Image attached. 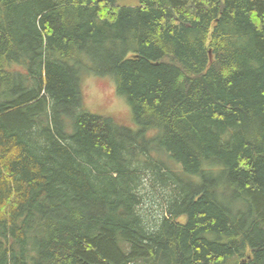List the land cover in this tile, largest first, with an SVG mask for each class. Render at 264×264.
Instances as JSON below:
<instances>
[{
    "label": "trees",
    "instance_id": "1",
    "mask_svg": "<svg viewBox=\"0 0 264 264\" xmlns=\"http://www.w3.org/2000/svg\"><path fill=\"white\" fill-rule=\"evenodd\" d=\"M0 264H264V0H0Z\"/></svg>",
    "mask_w": 264,
    "mask_h": 264
},
{
    "label": "rangeland",
    "instance_id": "2",
    "mask_svg": "<svg viewBox=\"0 0 264 264\" xmlns=\"http://www.w3.org/2000/svg\"><path fill=\"white\" fill-rule=\"evenodd\" d=\"M135 1L130 0V2ZM79 78L83 105L88 111L108 116L112 114L119 120H125L124 125L138 130V125L133 122L132 109L127 99L116 91L111 77H99L82 70ZM149 132H153V130ZM153 208L155 207L153 206Z\"/></svg>",
    "mask_w": 264,
    "mask_h": 264
}]
</instances>
